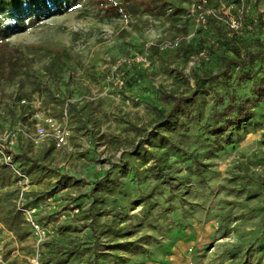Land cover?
<instances>
[{"label": "rangeland", "instance_id": "rangeland-1", "mask_svg": "<svg viewBox=\"0 0 264 264\" xmlns=\"http://www.w3.org/2000/svg\"><path fill=\"white\" fill-rule=\"evenodd\" d=\"M168 1L163 15L102 19L89 0H62L34 20L33 9L18 13L21 26L0 32L11 46L4 53L21 47L31 60L14 80L0 78V135L20 130V150L43 167L23 159L8 164L0 153V264H91L93 256L99 264H264V185L257 179H264V103L257 127L214 155L206 151L217 147H204L195 129L160 131L188 157L198 156V170L183 153L161 146V135L151 136L157 122L145 99L167 108L161 92L189 96L193 74L204 73L194 49L218 44L189 17L193 0ZM209 3L225 19L251 13L264 23V0ZM218 24L232 37L223 20ZM247 28L236 34L243 33L240 49L262 50L264 25L251 35ZM49 45L69 56L61 71L50 67ZM143 57L142 85L156 96L127 89L117 74L118 65ZM209 67L218 70L216 63ZM49 71L62 78L59 92ZM212 100L210 94L197 100L204 117ZM35 104L70 130L65 147L56 148L52 136L39 145L26 137L34 131ZM162 163L169 178L152 171Z\"/></svg>", "mask_w": 264, "mask_h": 264}, {"label": "trees", "instance_id": "trees-1", "mask_svg": "<svg viewBox=\"0 0 264 264\" xmlns=\"http://www.w3.org/2000/svg\"><path fill=\"white\" fill-rule=\"evenodd\" d=\"M96 6L99 16L102 19H110L111 17L142 15L143 13L163 15L168 6H172L168 0H89ZM68 0H63V4H68ZM62 5V0H0V32H10L20 27L21 19L18 13H25L33 9L34 12L30 15L31 20L37 18L38 14L46 13L49 9H56ZM30 13V12H29ZM191 18V17H190ZM243 18V16H242ZM208 26L207 31H210L217 38V47L210 44L199 46L194 49L196 54L202 50H207V60L197 61L199 71L204 73L199 75L194 73L193 80L194 89L189 96H172L170 94L160 93L159 100L167 101L165 103L167 108H160L150 98L145 99L153 116L156 118L157 127L151 136L159 137L162 130H175L179 125L186 126V132L190 129H195L196 136L202 139L201 143L204 147L215 145L216 150L208 149L206 153L214 155L215 151L219 152L222 145L229 141L231 138H239L242 132L248 131V128L257 127L256 111L264 103V48L255 51L254 53L240 49L239 40L242 35L238 36L233 33L232 37L229 36L228 31L219 26V22L207 16ZM244 29L245 34H255V30L259 29L260 25H264L261 17L251 16V13L244 15ZM193 21V19H192ZM206 31V32H207ZM244 34V36H245ZM241 35V36H240ZM248 35V36H249ZM183 44V43H182ZM4 46L11 47L6 41H0V78L4 80H14L22 68L28 64V58L25 56V49L21 47L13 48V53H4ZM35 48H41L42 45H35ZM34 47V46H33ZM47 51L52 53L50 67H56L58 71L62 70V66L69 58L64 49H52L49 45ZM216 63L218 70L213 73L210 64ZM117 74H120L121 79L124 81L125 87L132 90L142 89L153 93L154 96L157 92L153 91L148 85L144 86L146 81V72L141 69L138 63L124 62L116 68ZM52 73L53 82L56 90L59 92L62 78L58 73ZM60 80V82H58ZM44 88L46 84L43 85ZM46 91L52 93V88H45ZM53 94V93H52ZM212 96V104L208 110V116L204 117L202 112L199 111L200 103L199 97L207 95ZM56 95V94H54ZM52 95V96H54ZM58 95V94H57ZM59 96V95H58ZM152 96V97H153ZM156 96V95H155ZM55 98V97H54ZM59 98V97H58ZM204 102V101H203ZM197 109L193 119L188 118V122L182 119V115L187 112ZM194 122L191 126L190 123ZM161 146H165L170 151L175 153H183L182 156L185 161L196 165L198 170L199 164L196 155H189L184 153L180 147H175L167 136L161 135ZM13 160L18 161L23 159L30 162L34 167L43 168L38 165L36 161L28 158L19 147L16 145L13 150ZM144 152H146L144 150ZM142 165L147 164L148 158L139 154ZM164 163L157 168H152L155 176L161 174L169 178L170 173L163 170ZM137 176L135 171L133 177ZM258 181L264 185V179L257 178ZM139 200L135 201L138 202ZM19 226L18 223H16ZM14 230V228H10ZM74 251H69L68 255L73 254ZM65 261V260H64ZM97 258L93 256L91 264H99ZM64 263V262H63Z\"/></svg>", "mask_w": 264, "mask_h": 264}, {"label": "built area", "instance_id": "built-area-1", "mask_svg": "<svg viewBox=\"0 0 264 264\" xmlns=\"http://www.w3.org/2000/svg\"><path fill=\"white\" fill-rule=\"evenodd\" d=\"M189 17L193 19L196 26L206 32L208 26V19L209 16L211 19L215 20L216 22H221L222 20L227 24L230 31L235 34H238L239 31L243 28V18L242 15L234 17L233 15H227V19L220 16V11L217 8H214L209 3V0H193L192 5L188 11ZM207 50H202L199 54L195 56V61H199L201 59L207 60ZM136 60V61H135ZM134 61L137 63H144L146 62V58H137ZM129 61V60H128ZM119 81V80H118ZM121 83V81H120ZM20 105L24 107L29 105V102L26 99L20 100ZM34 131L32 134L26 136L30 139L31 143L34 145H39L47 138L52 136L55 140L56 148H63L68 144L69 139L71 138V132L66 127L64 128L57 120H55L50 114L44 112L45 110L41 108L40 104L34 105ZM20 130L16 131L13 129L6 128L2 131L0 135L1 141L3 143L0 144V153L4 155V159L6 163L10 164L13 160V150L15 149L16 145L18 144V133ZM34 224V223H32ZM36 232H40L39 226L35 225ZM3 260V249L0 246V263Z\"/></svg>", "mask_w": 264, "mask_h": 264}]
</instances>
